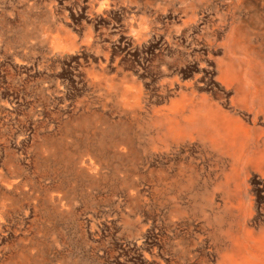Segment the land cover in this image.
<instances>
[{"label":"rangeland","instance_id":"obj_1","mask_svg":"<svg viewBox=\"0 0 264 264\" xmlns=\"http://www.w3.org/2000/svg\"><path fill=\"white\" fill-rule=\"evenodd\" d=\"M261 236L264 0H0V264H241Z\"/></svg>","mask_w":264,"mask_h":264},{"label":"bare ground","instance_id":"obj_2","mask_svg":"<svg viewBox=\"0 0 264 264\" xmlns=\"http://www.w3.org/2000/svg\"><path fill=\"white\" fill-rule=\"evenodd\" d=\"M254 98V97H253ZM257 99V98H256ZM251 145V144H250ZM231 224V223H229ZM229 226V225H228ZM232 227V226H231ZM260 227V226H259ZM216 228V227H215ZM237 228V227H236ZM229 229V228H228ZM231 229V228H230ZM235 229V228H234ZM240 229V228H239ZM236 230V229H235ZM249 230V229H248ZM253 231V230H252ZM239 233V232H238ZM227 233L225 232V235ZM243 234V233H242ZM256 234V233H255ZM241 235V234H240ZM258 235V234H257ZM243 236V235H241ZM239 238V237H238ZM243 239V238H242ZM224 240V239H223ZM238 241H240L238 239ZM244 241V240H243ZM224 242V241H223ZM227 242V241H226ZM239 244V243H238ZM237 244V245H238ZM236 245V246H237ZM223 246V245H222ZM239 246V245H238ZM221 247V246H220ZM226 247V245H225ZM233 247V246H232ZM231 247V248H232ZM233 250V249H232ZM231 250V251H232ZM239 250V259L241 260V264H264V236L257 238L253 245L250 247L248 245L240 244ZM228 251V249H227ZM220 252V251H219ZM238 252V251H237ZM222 254V253H221ZM231 254V253H230ZM238 254V253H237ZM226 255V253H225ZM221 256V255H220ZM222 257V256H221ZM224 257V256H223ZM222 257V258H223ZM221 259V258H220ZM234 259V258H233ZM223 260V259H222ZM224 261V260H223ZM218 264V263H217ZM225 264H227L225 262ZM230 264V263H228ZM236 264V262H235Z\"/></svg>","mask_w":264,"mask_h":264}]
</instances>
